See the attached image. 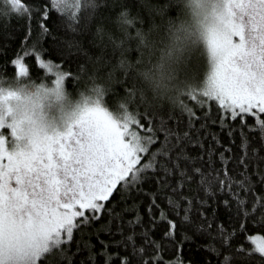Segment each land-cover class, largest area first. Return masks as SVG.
Here are the masks:
<instances>
[{"label": "snow or ice", "instance_id": "6c2138e0", "mask_svg": "<svg viewBox=\"0 0 264 264\" xmlns=\"http://www.w3.org/2000/svg\"><path fill=\"white\" fill-rule=\"evenodd\" d=\"M105 2L110 8L120 9L115 16L120 35L100 23L94 36L99 41L107 37L112 52H119L115 64L103 48L93 56L75 37L61 38L56 47L64 60L85 57L76 74L64 71L51 60H44L39 44L49 34V28L43 20L39 22L40 30L35 38L24 45L28 53L35 54L36 63L54 75L52 84L64 86L66 77L87 79L95 91V101L64 131L35 138L23 147L11 129L10 143L16 145L12 151L5 147L6 137L0 134V264H99L98 256L103 257V264H112L118 255L110 251L113 247L125 250V254L119 256V264H152L153 260L161 264L160 252L165 247L176 251L175 258L166 264H252L256 254H259L257 264H264V235L248 236L253 246L245 247L242 243L232 244L236 229L230 230L234 218L239 219L240 229L257 213L259 216L253 223L264 221V165L259 163L264 161L261 151L264 149V117L259 115L264 114V0H223L219 26L207 35L210 67L204 86L198 92L187 94L193 99L201 95L207 98L200 100L203 104L214 99L221 107V115L217 121L206 111L202 117L204 122L197 127L194 124L196 113L181 100L184 95H177L168 102L188 113L184 131L169 125L168 120L173 118L171 110L168 117L158 114L164 101L150 97L137 79V68L145 59L144 34H151L165 22L163 17L172 0H166L163 5L140 0L150 12L146 28L139 10L131 14L133 0ZM63 3L64 0H53L51 7L63 14L60 23L72 32H79L78 21L90 20L98 9L91 0H85L83 10L67 15ZM10 7L18 12L20 0H10ZM8 12L7 8L0 9V15ZM153 12L162 18L161 22L156 21ZM44 15L49 13L45 11ZM129 15L132 20L127 19ZM30 38L31 29L23 40ZM52 39L56 37L53 35ZM133 49L137 52L135 59L130 57ZM23 55V52L18 53L11 61L16 65L17 76L29 72ZM88 64L92 65L91 71ZM108 64L111 66L107 72L101 74L99 69ZM128 77H131V86L126 87L116 120L103 105V97L106 91L114 90L117 83L125 84ZM98 80L101 83H96ZM137 97L145 106L142 113L128 107ZM247 113L256 117L255 123L247 127L258 132L260 140L259 145L251 147L250 154L252 140L243 128ZM140 115L149 122V135H140L130 127L139 123ZM229 116H239L240 125L226 120ZM217 122L220 130L227 128L230 142H234L236 127L240 128L241 154L235 161L242 166L238 178L229 174L226 167L233 159L225 155L232 152L230 144H223L224 151L218 153L225 165L224 178H220L219 170L205 173L202 166L196 165V161L204 157L205 137L211 136L216 145L222 144L219 132L208 127L209 123ZM192 129H195L194 135ZM157 132L162 133V139ZM155 141H159V146L150 150L149 145ZM189 145L199 147V155H191ZM214 152L209 143L210 166ZM144 153H148V158L141 162ZM249 161L256 162L251 172L248 171ZM194 180L203 189V197L185 193L184 189ZM214 180L219 187L213 186ZM224 192L229 196L218 202L217 196ZM114 193L118 196L111 199ZM249 194L252 195L250 203ZM158 195L165 198L168 210L179 217V223L168 217L165 208L157 202ZM137 196L140 199H136ZM144 196L149 197L146 212L150 227L142 222L140 205ZM220 205L231 213L227 217L229 226L218 222ZM154 209H159V216L154 215ZM132 212L135 215H126ZM159 221H167V229L156 240L151 231ZM137 225H140L139 231ZM177 231L180 232L178 239ZM137 236L142 238L139 244ZM197 237L207 238L208 243H201ZM185 242L190 249L195 245L196 250L204 249L212 255L203 260L190 255L185 260L181 254ZM150 248L155 256L149 255Z\"/></svg>", "mask_w": 264, "mask_h": 264}, {"label": "trees", "instance_id": "16d2710c", "mask_svg": "<svg viewBox=\"0 0 264 264\" xmlns=\"http://www.w3.org/2000/svg\"><path fill=\"white\" fill-rule=\"evenodd\" d=\"M23 4L27 6L28 11L24 12L23 14H17L15 11L11 10L10 7V0H0V9H9L7 14L0 15V74L11 77L16 75V65H13L11 61L16 58L18 53L23 52V59L26 66L29 68V72L25 75L26 78L35 80V81H44L46 84H51L52 80L54 79V75L47 73L44 69L41 68L40 65L36 63L35 54L28 53L24 45L30 44L31 39H34L36 33L40 30V21L43 20L46 26L49 28V34L44 36V39L40 41L39 47L43 49L41 55L44 60H51L56 65L62 67V69L66 72H70L76 74L78 72V66L80 63L85 62V57L83 56H74L67 60H64L61 56L58 55L57 52V43L61 41V38L69 39L75 37L82 42L84 48H86L89 53L93 56L99 54L101 49L103 48L104 52L106 53L107 57H110L111 63L115 64L117 61V57L119 56V52H112V45L108 41L107 37H104L102 41H99L94 33L96 32L97 25L103 23L104 27L117 36L120 33L117 31L116 23H115V16L120 9L117 8H110L108 3L105 0H102V3L99 4L98 9L96 10L93 17L89 19L81 18L78 21L77 27L80 29L79 32H72L68 30L66 26L62 25L60 21L63 19V14L57 12L55 9L51 7L50 0H22ZM110 2V0H109ZM152 4L163 5L166 3V0H151ZM137 10H139V15L143 18L144 27L146 28L149 23L150 12L148 7L140 2V0H133L131 4V14H136ZM47 11L49 13L48 16H45L44 13ZM175 7L171 4L167 10L166 15L163 19H167L168 16L175 14ZM82 17L84 16L83 13H79ZM155 15L156 21L161 22V17L156 14L155 12L152 13ZM103 18V19H102ZM137 26H139V22L137 21ZM29 29H31V38L29 41H24L23 37L28 33ZM134 31V29H131ZM56 37V40L52 39V36ZM137 56V52L133 49L130 53V57L135 59ZM63 61V62H62ZM111 64L105 65L99 69L101 74L107 72L108 67ZM207 57L204 53H196L193 55L190 61V72L197 78H205L207 72ZM92 65L88 64V69L91 71ZM96 83H101V81H96ZM91 84V81L87 79H79L74 80V77H66L65 78V87L70 89L72 95L75 97L77 92L81 89L87 88ZM131 86V77H128L125 81V84L117 83L114 86V90L106 91L103 97V105L107 107L110 113L115 117L116 120L119 119V116L116 112H119V104L124 100L126 96V87ZM207 99L205 97L198 96L196 99L188 95H184L181 97V100L184 102L185 105L191 107L192 110L196 113V118L194 119V124L198 127L200 123L204 122L202 117L203 113L208 111L211 114V118H215L217 121L219 120V116L221 115V107L217 101L214 99L209 100L207 104L200 103V100ZM130 110H136L138 112L144 111V104L140 102L139 98L137 97L134 103L128 105ZM171 110L172 119L168 120L169 125L178 127L179 130L184 131L186 130V124L188 120V113L183 111L180 106H171L168 101H164L163 106L158 109V114L164 117H168L169 111ZM151 114V111L149 112ZM261 117H264V114H259ZM226 120L230 121L233 125H240L239 116L236 118L226 117ZM256 117L253 116L252 113L245 114V122L243 128L246 132H248L249 138L252 140V143L249 145V154L251 147L253 145H259L260 140L258 139V132H254L251 129H248V124H254ZM139 123H133L130 127L136 130L140 135H149L150 132L148 131V120L143 116L140 115L138 117ZM140 124H143L144 127L141 128ZM208 127L213 131L219 132V138L222 141L221 145H216L215 141L211 139V136L204 138V157L203 159H198L196 161L197 166H202V170L205 173H208L210 170L215 173L216 170L220 172V178H224V167L225 165L222 164L220 161L218 153L224 151L223 144H230L232 152H225L226 156H233V159L228 162L226 165L229 174L238 178V171L242 167L238 165L235 161L236 158L239 157L241 154V149L239 147L241 138H240V128L236 127L234 132L233 140L234 142H230L229 136L227 134V128L220 130L219 123H209ZM1 133L6 135L7 128L3 127L1 129ZM193 135L195 134V129H192ZM203 130H201V134ZM157 136L161 137L162 133L157 132ZM8 136V135H6ZM254 136H257L256 139H253ZM209 143L212 144L215 152L213 153L212 160L213 164L210 166L208 163V154L207 148ZM159 146V141H155L153 144L149 145L150 150L155 149ZM188 150L191 155H199L200 149L197 146L189 145ZM262 153H264V149H261ZM148 158V153H144L141 158V162ZM256 163L255 161H249V169L248 171H252V164ZM261 165H264V161H259ZM255 179V177H253ZM214 187H219L218 181H213ZM145 187H148L146 184ZM154 187V185H153ZM259 188V186H258ZM185 193L188 195H199L203 197L204 192L202 188H199L196 181L194 180L189 187L184 189ZM118 194L114 193V196L111 199H116ZM229 193L224 192L222 195L217 196V201H221L224 198L228 197ZM136 199H140L139 196ZM157 202L162 208H165L167 211L168 217L170 219H174L179 223V217H176L175 214L168 210L165 198L161 196L156 197ZM211 199V197H209ZM249 203L252 200V195L249 194L248 196ZM131 202V201H129ZM149 202V197H143V203L140 205V211L142 215V222L145 227H150L148 221L149 217L146 212V205ZM211 211V208L208 209ZM159 209H154V215L159 216ZM127 216L135 215L134 212L126 214ZM231 215L228 213L222 205L218 208V222L224 223L226 226H229V222L227 217ZM259 214L257 213L254 217H249L245 221V228H239V219L234 218L235 222L230 226L231 228L236 229V234L232 238V244H244L245 247H252L251 241L247 239L248 236L251 235H264V221L253 223L254 219H257ZM137 231L140 230V225L136 226ZM167 229V221H159L157 225L152 228L151 235L154 239L159 240L160 237L163 235V231ZM127 232V229H126ZM180 236V232H176L177 239ZM106 238V237H105ZM138 244L142 242V238L137 236L136 237ZM201 243H208L207 238L197 237ZM95 241V238H93ZM99 246H97L98 250ZM112 252H117V257L114 258L112 264H119V256L125 254V250L121 247L119 249L113 247L110 249ZM150 256H155V252L150 248L149 250ZM176 251L174 248L165 247L164 250L160 252L161 264H166L167 261L173 260L175 258ZM182 258L187 260L190 255H194L196 259L203 260L205 256H211L209 252L205 251L204 249H195V245L192 248H189V243L185 242V244L181 248ZM215 259L214 256H212ZM99 264H103V257L98 256ZM259 259V254H256V259L252 261V264H257V260ZM152 264H156L155 260L152 261Z\"/></svg>", "mask_w": 264, "mask_h": 264}, {"label": "clouds", "instance_id": "9594fccd", "mask_svg": "<svg viewBox=\"0 0 264 264\" xmlns=\"http://www.w3.org/2000/svg\"><path fill=\"white\" fill-rule=\"evenodd\" d=\"M91 3L98 7L102 0ZM20 5L18 12L12 11L26 12L22 0ZM172 5L175 14L151 34H144L145 59L137 68L138 82L157 101L174 100L177 95L195 93L204 86L205 78L197 79L190 72V61L196 53L208 56L207 35L219 26L223 0H172ZM62 7L65 14L71 15L84 9L85 0H64ZM127 19L132 20V16ZM94 101L92 86L79 90L74 97L65 86L25 75L0 74V125L13 129L19 144L68 128Z\"/></svg>", "mask_w": 264, "mask_h": 264}, {"label": "rangeland", "instance_id": "374dc122", "mask_svg": "<svg viewBox=\"0 0 264 264\" xmlns=\"http://www.w3.org/2000/svg\"><path fill=\"white\" fill-rule=\"evenodd\" d=\"M237 39H238V38H237ZM206 57H207V63H208V66H207V72H208L210 65H209L208 56L206 55ZM207 72H206V75H207ZM54 79H55V77H54ZM54 79H53V80H54ZM53 80H52V81H53ZM51 84H52V82H51ZM254 111H257V110L254 109ZM112 116H113V115H112ZM113 119H115L114 116H113ZM3 127H6V128H7V134H6V135H8V136H6V135L3 134V135L6 137L5 147H6L9 151H12V150H14V148L16 147V145H15L14 142H13V143H10L11 140H12V137H11V134H10L11 129H10L9 127H7V126H2V127H0V134H2V133H1V129H2ZM59 131H60V132L64 131V128H60ZM7 141H8L9 143H8ZM20 146L23 147V144H20ZM141 158H142V157H141Z\"/></svg>", "mask_w": 264, "mask_h": 264}]
</instances>
